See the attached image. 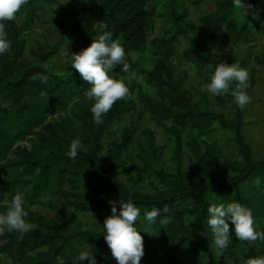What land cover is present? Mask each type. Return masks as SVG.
<instances>
[{"label":"trees","instance_id":"16d2710c","mask_svg":"<svg viewBox=\"0 0 264 264\" xmlns=\"http://www.w3.org/2000/svg\"><path fill=\"white\" fill-rule=\"evenodd\" d=\"M243 2L252 5L259 12L260 22L264 23V3L261 0ZM92 3L88 1L72 26V37L76 38L72 42L86 48L100 34L97 24L102 22L113 32V39H119L130 65L127 73L121 70L122 65H117L109 74L114 78L134 73L142 75L146 84L155 89V97L131 83L127 85L129 95L113 105L102 124L94 123L90 112L94 101L87 96L90 85L74 69L56 74L50 65L61 50V43L40 45L32 61L24 59L25 43L16 20L21 17L24 28L29 30L38 21L42 6H55L58 0H29L14 20L6 22L12 47L9 53L0 56V201L6 196L13 199L17 191H23L26 220L33 229L23 236L8 231L1 234L0 253L8 257L11 264H57V257L64 258L66 264H76L78 246L89 243L93 246L91 251L94 254L97 251V264H117L115 259L105 256L108 246L103 232H91L81 221L68 215L71 209L74 213L95 215L104 223L111 214V205L97 197L107 195L117 204L127 202L131 196L141 210V217L155 207L162 217L170 218L167 225H150L145 235L149 246L161 242L169 247L168 255L156 264H181L179 257L183 255L193 264H248L250 258L264 256V243L258 241L249 245L237 240L234 226L228 221L233 238L229 247L219 252L212 242L207 209L213 204L238 202L250 208L255 227L264 231V160L253 158L243 136L244 109L234 103L230 93L220 98V105L232 111L231 118H226L210 108L203 94L201 102L193 101L182 88L183 80L175 78L172 66L175 45L188 30L195 29L188 19L187 9L180 0H165L158 15L162 24L160 33L149 41L155 24L148 7L159 6L160 0H96L95 13ZM234 9L232 0H223L215 4L210 14L199 19L203 34L209 36L212 49L221 60L211 53H203L195 42H190L182 55L187 64L193 65L203 84L208 83L212 75L205 70L206 65H213V70L220 62L244 68L249 58L248 52L245 59H238L215 37L219 33L232 47L251 42L248 20L238 21ZM133 55L149 56L151 67L144 69L132 59ZM256 62L264 65V55ZM37 74L46 75L47 82L41 83L35 78ZM254 75L253 70L247 94L253 87ZM133 98L159 125L164 127L170 122L175 137L176 171L154 170L161 186L154 193L129 189L119 180L118 170L125 168V152L134 143L139 120L117 141L110 142L102 157L106 133L110 126L135 109ZM56 115L57 119L52 120ZM186 128L195 131L199 140L190 142L191 162L182 169L181 131ZM216 129L232 135L238 159L223 162L229 172L224 182L218 180L214 170L221 160L222 150L203 140ZM145 134L152 147L153 134L150 131ZM75 138L81 140L83 148L72 160L67 153ZM42 197L55 199L57 204L41 202ZM34 205L48 209L54 217L46 219L36 215L28 209ZM8 208L0 205V214ZM189 217L192 223L188 225ZM157 219L159 221L160 217Z\"/></svg>","mask_w":264,"mask_h":264},{"label":"rangeland","instance_id":"374dc122","mask_svg":"<svg viewBox=\"0 0 264 264\" xmlns=\"http://www.w3.org/2000/svg\"><path fill=\"white\" fill-rule=\"evenodd\" d=\"M89 0H58L55 6H42L39 19L33 27L29 30L24 28L23 19L20 17L16 20L17 27L20 30L21 39L25 43L24 59L27 61L33 60V54L40 45L48 44L54 45L61 43V50L50 61V65L56 74H63L66 70L71 69L68 64L71 62V54H78L83 50L78 43L72 42L75 40L72 37V26L79 20L81 10L88 5ZM91 8L96 12V0H92ZM223 0H180L182 5L188 11V19L195 27L194 30H188L186 35L180 38L179 42L174 48V57L172 59V66L176 79H182V88L191 99L195 102H201L205 96L210 108L216 114H222L226 118H231L232 111L228 106L220 105V98L212 96L201 89L204 87L199 78L195 74L193 65L187 64L183 60V53L189 47L190 42H195L203 53H211L213 56L221 60L218 54L212 49L209 41V36L204 35L199 24V19L210 14L215 4ZM233 1V0H232ZM165 0H160L159 6L150 5L148 11L154 21L155 28L150 35L149 41L158 36L161 30V17L158 16L162 12V5ZM235 17L238 21L248 20L251 27L252 40L249 44H239L235 47L229 45L219 33H216V39L222 44L225 49L232 50L238 59H245L249 52V58L244 66L249 73L248 86L251 80V73L255 72L254 84L249 92L251 102L243 110V136L249 144L253 158L255 160H264V65L256 62V59H263L264 55V23L260 22V15L257 10L247 9L246 11L257 14L258 18L253 19L252 14L245 16V14L234 9ZM88 46H86L87 48ZM84 48V49H86ZM132 59L143 65L144 69L151 67L149 56L133 55ZM116 79H123L126 85L134 83L139 85L143 91L150 97H155V89L146 84V79L139 74H129L125 77H117ZM236 87L235 82L233 88ZM248 88V87H247ZM247 88L245 90H247ZM132 103L135 109L130 111L122 117V119L110 126L106 136L103 140L104 151L102 157H105L107 146L112 141H117L123 132L130 128L131 124L136 120L138 122V130L134 137V143L130 145L125 152L124 169L118 170L119 180L129 189H137L145 193H154L161 189L154 170L161 169L165 173H174L176 171V143L170 122L165 123L164 127L156 123L147 110H145L136 99L133 98ZM57 115L51 117L52 120L57 119ZM150 131L154 136V145L151 147L149 138L145 132ZM182 152H181V167L185 169L191 162L190 142L192 140L198 141L196 132L190 128L181 131ZM204 142L207 144H216L222 150V157L219 164L215 167V174L220 182H224L229 177V172L224 166L225 160H238L235 154V148L232 142V135L228 132L216 129L213 134L205 137ZM154 149V150H153ZM21 194L25 201L24 192L17 191L15 195ZM97 199L112 201L107 195L98 196ZM12 199L7 196L0 201V205L11 206ZM41 202H51L57 204L55 199L49 197H42ZM24 205H27L26 201ZM30 211L36 215L52 219L54 216L41 205H34L28 207ZM70 217L74 216L78 221H81L84 227L94 233L101 232L99 226H103L95 215L74 213L71 209L68 210ZM95 219V220H94ZM96 221V223H95ZM99 225V226H98ZM137 226L142 230L140 235L144 241V256L140 264H156L161 259L168 255L169 247L161 242H155L151 246L145 241V235L150 231V226L142 219ZM1 237V234H0ZM2 241L0 240V246ZM105 256L114 259L111 256L110 249L107 248ZM181 264H193L188 256H180ZM0 264H11L8 257L0 253Z\"/></svg>","mask_w":264,"mask_h":264},{"label":"clouds","instance_id":"9594fccd","mask_svg":"<svg viewBox=\"0 0 264 264\" xmlns=\"http://www.w3.org/2000/svg\"><path fill=\"white\" fill-rule=\"evenodd\" d=\"M29 0H0V56L11 51V41L8 39L6 22L14 20L20 9L27 5ZM264 3V0H261ZM233 6L242 11L245 16L252 14L253 19L258 15L246 11L252 9V5H246L243 0H233ZM100 34L93 39L92 43L78 54H71V62L68 64L79 74V77L90 87L87 96L94 101L90 108L94 123L102 124L104 117L112 109L113 105L125 99L129 95V88L123 79H116L110 75V70L117 65H122V71L127 73L130 65L126 62V52L119 39H113V32L107 30L102 22L97 24ZM206 71H211L209 82L201 89L212 96L224 97L231 94L234 103L244 109L250 102L251 97L247 94L249 73L240 65L231 63H218L213 70V65L208 64ZM41 83H46L48 77L37 74ZM235 82L236 87L232 88ZM83 145L79 138L71 141L68 157L75 160ZM24 199L17 194L11 201L8 210L0 214V234L16 232L23 236L33 229V225L27 222L28 215L24 208ZM111 214L104 220L103 226H99L103 232V238L110 249L111 256L117 264H140L144 256V241L140 235L142 231L138 226L141 219L147 225L159 223L167 225L171 222L167 216H161V211L155 207L141 217L140 208L132 202L131 196L127 202L119 203L109 201ZM119 209V210H118ZM207 224L213 236V244L219 252L226 250L232 243L229 223L234 226L233 231L237 240L253 245L256 242L264 243V231L257 230L252 210L246 206L232 202L227 205L213 204L207 209ZM158 217H160L158 221ZM95 220V219H94ZM228 221V222H226ZM96 223V221H95ZM192 223L188 219V225ZM97 224V223H96ZM79 247L75 257L76 264L87 261L88 264H97L91 251L93 247L86 243ZM107 259V258H105ZM57 264H66L62 257H57ZM248 264H264V256L250 258Z\"/></svg>","mask_w":264,"mask_h":264}]
</instances>
